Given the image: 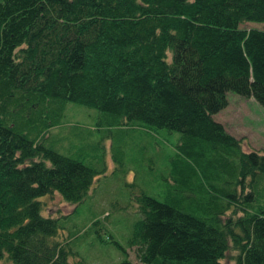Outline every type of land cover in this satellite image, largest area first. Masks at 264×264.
Returning a JSON list of instances; mask_svg holds the SVG:
<instances>
[{
	"label": "trees",
	"instance_id": "obj_1",
	"mask_svg": "<svg viewBox=\"0 0 264 264\" xmlns=\"http://www.w3.org/2000/svg\"><path fill=\"white\" fill-rule=\"evenodd\" d=\"M245 21L264 22V0H0V260L80 264L38 198L75 203L92 181L42 142L75 101L108 126L179 133L161 197H136L138 261L264 264V151L212 116L227 91L264 105V30Z\"/></svg>",
	"mask_w": 264,
	"mask_h": 264
},
{
	"label": "rangeland",
	"instance_id": "obj_2",
	"mask_svg": "<svg viewBox=\"0 0 264 264\" xmlns=\"http://www.w3.org/2000/svg\"><path fill=\"white\" fill-rule=\"evenodd\" d=\"M239 27L264 30V22L245 21ZM225 97L226 104L213 118L240 139L243 150L264 151V105L233 91ZM98 117L94 107L66 101L59 123L42 138L45 145L79 158L95 173L78 202L64 201L56 192L38 196L41 212L59 215L55 237L66 242L68 262L116 264L126 255L134 264H143L127 245L132 223L139 216L136 197L141 192L161 197L162 175L179 133L149 128L137 120L108 126ZM229 253L220 264H233ZM0 264L10 263L1 259Z\"/></svg>",
	"mask_w": 264,
	"mask_h": 264
}]
</instances>
